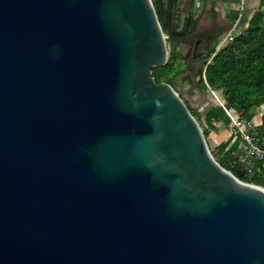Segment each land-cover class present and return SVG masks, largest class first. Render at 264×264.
<instances>
[{
	"label": "water",
	"instance_id": "95a60500",
	"mask_svg": "<svg viewBox=\"0 0 264 264\" xmlns=\"http://www.w3.org/2000/svg\"><path fill=\"white\" fill-rule=\"evenodd\" d=\"M155 2L0 0V264H264V187L211 153L191 55L152 75L163 31H223Z\"/></svg>",
	"mask_w": 264,
	"mask_h": 264
},
{
	"label": "trees",
	"instance_id": "16d2710c",
	"mask_svg": "<svg viewBox=\"0 0 264 264\" xmlns=\"http://www.w3.org/2000/svg\"><path fill=\"white\" fill-rule=\"evenodd\" d=\"M154 6L157 8L156 3ZM262 17L263 12L258 10L248 21L251 32L260 29L259 34H255V39L245 40L236 35L233 41L222 46L213 54L210 62L205 66V79L199 80L202 87H207L206 81L212 90L220 92L224 106L241 112L246 118L250 117V110L254 106L264 104V27L260 28L259 26ZM159 21L164 29V24L160 19ZM190 23L192 28L195 20L191 18ZM213 51L214 48L206 56L209 57ZM170 53L171 57L177 53L173 46H171ZM157 68H152L153 75ZM155 79L156 82H160L157 77ZM164 81L171 83L170 80ZM203 133L206 136L204 129ZM256 133L264 147V113L261 115ZM216 151L215 154L211 150L214 158L239 179L255 183L264 182V161L253 160L255 167L251 164L249 170V167H245L243 163L238 161L231 150L216 146Z\"/></svg>",
	"mask_w": 264,
	"mask_h": 264
},
{
	"label": "crops",
	"instance_id": "0c3cea01",
	"mask_svg": "<svg viewBox=\"0 0 264 264\" xmlns=\"http://www.w3.org/2000/svg\"><path fill=\"white\" fill-rule=\"evenodd\" d=\"M258 10L264 14V0H194L192 18L195 23L198 22L200 30L224 32L234 21L238 22L239 27L246 25L250 17ZM216 42L217 40L210 42V47L214 48ZM205 100L204 106L199 108V115L207 140H210L214 147L221 146L231 150L237 158L241 157L244 154V148L239 134L232 129L223 130V123L225 121L230 123L223 109V100L221 97H217V102L210 98ZM262 114L263 112H260L258 116H253L249 113V118L259 123ZM246 159L255 167L254 158L247 156Z\"/></svg>",
	"mask_w": 264,
	"mask_h": 264
},
{
	"label": "rangeland",
	"instance_id": "374dc122",
	"mask_svg": "<svg viewBox=\"0 0 264 264\" xmlns=\"http://www.w3.org/2000/svg\"><path fill=\"white\" fill-rule=\"evenodd\" d=\"M151 1H152L153 5H154V3H156L155 0H151ZM259 26H260V28L264 27V14H263V17L259 23ZM239 28H240V31L238 32V37L241 39H245V40L255 39V34H259V32H260L259 28L256 29L255 32H251L250 28L248 27V23L244 26H240ZM212 49L213 48H211V47L208 48L205 51V53L202 56H199L200 58H198V60L196 61V65H195L196 68H195V74H194L195 75L194 86L196 87V90L194 88L195 96H193V95L187 96L184 92L183 93L180 92V95L182 96V98L186 102L190 111L194 114V116L197 119V121L199 122V124L202 121V119L199 115V108L204 106V104L206 103L205 99L210 98V99L217 102V97H219V98L221 97L220 92L218 90H213V92H212L208 88V86L206 88H204L199 83V80L201 78H203V66H204L206 59L208 58V56H206V55ZM170 52H171V47L168 48L167 60H166L165 64L162 67H159V68L156 67L157 69L155 70V74L154 75L152 74L154 76V79H155V77H157V79H159L160 81L170 80L172 83L173 80L175 79L176 75L179 72L186 69L185 57L181 56L179 53H176V55L171 57ZM192 90H193V88H192ZM260 112L264 113V104L256 106V108L254 106L253 111L250 113H252L253 116H255V115L258 116ZM200 126H201V124H200ZM222 126H223L224 131H226V129H230V130L232 129L235 131V129L231 127V124L228 123V121H225ZM201 128H202V126H201ZM202 130H203V128H202ZM205 139H206V142L208 144L209 149L212 150L213 152H215V154H216L217 153L216 147H214L213 143L210 140H207L206 136H205ZM242 147L244 148L243 141H242ZM251 183L258 184V185H261L264 187V182H259V183L251 182Z\"/></svg>",
	"mask_w": 264,
	"mask_h": 264
},
{
	"label": "built area",
	"instance_id": "2783aa9c",
	"mask_svg": "<svg viewBox=\"0 0 264 264\" xmlns=\"http://www.w3.org/2000/svg\"><path fill=\"white\" fill-rule=\"evenodd\" d=\"M240 28L238 26V22L234 21L229 28L224 31L218 38L216 45L214 47V51L211 55L206 59L204 66H203V78H204V70L207 63L210 62L211 57L213 54L222 46L226 45L227 43L231 42L238 32ZM163 38L169 48V36L163 31ZM208 88L213 92V90L208 86ZM224 112L231 124V127L235 129V131L239 134L240 138L244 144V154L241 157H238V161L243 163L245 167H249L251 169V162L246 159L247 156L254 158L255 160L264 161V147L262 146L261 140L257 135V125L258 123L255 122L253 119L244 117L241 112H237L226 106H223Z\"/></svg>",
	"mask_w": 264,
	"mask_h": 264
},
{
	"label": "flooded vegetation",
	"instance_id": "af4514ba",
	"mask_svg": "<svg viewBox=\"0 0 264 264\" xmlns=\"http://www.w3.org/2000/svg\"><path fill=\"white\" fill-rule=\"evenodd\" d=\"M164 28H165V25H164ZM190 28H191V23H190V26L188 27V31H190ZM200 33L202 34V35H206V32L204 31V30H200ZM211 33H215V32H211ZM168 41H169V47H171V46H173V48L175 49V51L177 52V53H179L181 56H183V54H189V55H191V60L193 61V64L190 66V76H191V78H190V81H191V86H190V88L192 89V88H195V90H196V87L194 86V84H195V81H194V79H195V68H196V61L198 60V58H200L199 56H202L204 53H205V51L208 49V48H210V42L208 43V42H203L202 40V42H203V44H205V51H203L202 50V46L201 47H197V48H195L194 46L193 47H191L190 49H187L188 48V46L187 45H185V44H180L178 47H177V45H176V43H175V36L174 35H169V38H168ZM177 48V49H176ZM201 51H203V52H201ZM193 53H194V55L195 56H193ZM186 59V58H185ZM186 62H187V59H186ZM185 70H183V71H181V72H179V73H182V72H184ZM178 73V74H179ZM194 90V89H193ZM180 92H182L181 91V89H180ZM183 93V92H182ZM187 96H188V94L187 93H185Z\"/></svg>",
	"mask_w": 264,
	"mask_h": 264
},
{
	"label": "bare ground",
	"instance_id": "6f19581e",
	"mask_svg": "<svg viewBox=\"0 0 264 264\" xmlns=\"http://www.w3.org/2000/svg\"><path fill=\"white\" fill-rule=\"evenodd\" d=\"M194 89V88H193ZM192 94H193V96H195V90H192V92H191Z\"/></svg>",
	"mask_w": 264,
	"mask_h": 264
}]
</instances>
